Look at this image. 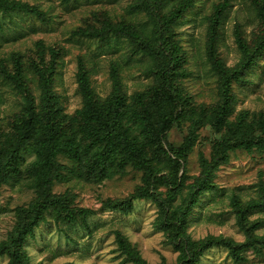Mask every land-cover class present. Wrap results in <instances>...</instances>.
<instances>
[{
    "label": "trees",
    "instance_id": "obj_1",
    "mask_svg": "<svg viewBox=\"0 0 264 264\" xmlns=\"http://www.w3.org/2000/svg\"><path fill=\"white\" fill-rule=\"evenodd\" d=\"M62 1L69 4L72 0ZM231 1L218 0L206 16L204 53L216 83V99L210 103L197 102L183 85L191 73L175 27L195 0H173L169 7L168 0H137L131 8L147 18V28L123 18L114 19L104 11H92L72 29L73 36L99 42L123 39L131 56L143 55L150 60L148 71L154 82L130 98L121 89L116 67L110 72V92L98 96L86 62L79 56L75 80L81 105L68 113L54 90L62 46L38 40L27 60L19 52L10 54L11 66L9 60H0V77L20 97L17 109L6 123H0V188L22 181L34 191L28 203L14 209V223L0 240V256H6L8 264H30L23 243L43 221L88 227L86 219L92 210L74 204L68 191L54 192L55 182L74 177L95 184L123 175L127 168L141 172L140 184L125 197L103 200L102 206L127 212L136 199L154 201L158 227L178 252L176 264H200L203 252L214 245L226 247L236 261L244 260V252L249 249L264 255V236L254 232L259 223L250 222L246 215L249 208L264 206L263 182L258 200L245 206L237 199L232 201L237 224L245 233L244 241L210 234L195 239L187 232L193 205L200 193L214 188L215 171L230 153L244 149L264 154V111L236 110L233 90L235 85L248 81L249 72L264 56V0H247L256 25L246 35L240 23H235L233 35L239 58L227 65L218 49L221 25ZM22 14L47 19L38 4L0 0V29ZM28 72L36 81L37 96L29 85ZM175 128L183 133L180 142L169 140ZM204 128L210 131V151L205 155L198 150L200 174L189 184L186 194L180 193L188 177V156ZM25 152L32 153L33 159L21 166ZM163 185L167 186L165 196L158 191ZM177 193L180 200L174 203ZM114 235L116 248L124 255L117 264H149L120 230L115 229Z\"/></svg>",
    "mask_w": 264,
    "mask_h": 264
},
{
    "label": "rangeland",
    "instance_id": "obj_2",
    "mask_svg": "<svg viewBox=\"0 0 264 264\" xmlns=\"http://www.w3.org/2000/svg\"><path fill=\"white\" fill-rule=\"evenodd\" d=\"M38 4L45 11L46 20L22 14L0 29V60H9L10 54L19 52L27 60L41 40L45 45L62 46L54 80V90L60 96L64 109L72 113L81 105L77 92L75 72L78 57L81 56L89 69L90 82L94 92L106 96L111 89L110 72L116 67L121 89L126 97L150 86L154 76L148 71L150 60L143 55H130L128 44L123 39L111 38L99 42L71 34L72 29L92 11H104L114 19L133 21L137 26L149 25L143 14L134 12L131 5L137 0H27ZM173 0H168L166 7ZM218 0H195L182 19L176 24L177 37L186 53V67L190 76L183 80L184 88L197 102L210 103L216 99L215 77L209 70L204 47L207 30L206 16ZM240 23L246 35L256 25L252 8L247 0H232L221 25L219 52L227 65H233L239 58L233 29ZM143 24V25H142ZM29 85L38 95L36 81L31 72L27 73ZM235 109L264 111V56L249 72L248 81L233 87ZM19 96L0 77V123L17 109ZM180 129H172L169 140L180 142ZM210 131L201 129L196 145L186 162L187 178L180 193L186 194L189 184L200 174L198 150L208 155ZM33 154L23 153L21 166L27 165ZM166 171V170H165ZM141 172L127 168L123 175H114L99 183H88L74 177L55 182L52 190L56 193L70 192L73 203L92 210L87 216L88 227L80 223L72 226H58L46 220L27 236L23 250L30 264H117L124 255L116 248L114 230H120L140 255L149 264H176L177 250L166 240L158 227V206L150 199H136L132 209L123 212L104 208L102 201L107 198L127 196L140 184ZM264 183V154L249 153L238 149L230 153L229 159L215 171V186L199 194L192 207L193 218L187 227L192 238L206 235L223 236L242 242L245 233L237 224L233 199L241 206L259 199L260 185ZM180 187V188H181ZM161 196L166 195L167 186L158 188ZM180 193L174 198L179 202ZM34 191L25 182L12 181L0 188V240L4 239L14 223V209L28 203ZM250 222L259 223L255 234L264 236V206L251 207L246 212ZM245 259L236 261L224 246L214 245L203 252L200 264H264V255H257L252 249L244 252ZM0 264H8L6 256H0ZM124 264H128L125 262Z\"/></svg>",
    "mask_w": 264,
    "mask_h": 264
}]
</instances>
